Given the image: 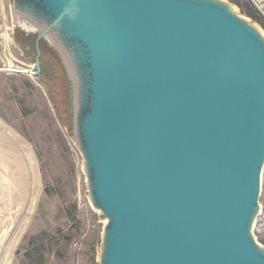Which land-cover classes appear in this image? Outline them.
Listing matches in <instances>:
<instances>
[{"label": "water", "instance_id": "1", "mask_svg": "<svg viewBox=\"0 0 264 264\" xmlns=\"http://www.w3.org/2000/svg\"><path fill=\"white\" fill-rule=\"evenodd\" d=\"M64 66L97 264H264V32L225 0H12ZM22 29V28H21Z\"/></svg>", "mask_w": 264, "mask_h": 264}, {"label": "rangeland", "instance_id": "2", "mask_svg": "<svg viewBox=\"0 0 264 264\" xmlns=\"http://www.w3.org/2000/svg\"><path fill=\"white\" fill-rule=\"evenodd\" d=\"M225 1L264 32L246 0ZM11 3L0 0V264H97L105 223L90 203L67 75L47 41L31 75L38 35L15 24ZM260 205L264 246V171Z\"/></svg>", "mask_w": 264, "mask_h": 264}, {"label": "built area", "instance_id": "3", "mask_svg": "<svg viewBox=\"0 0 264 264\" xmlns=\"http://www.w3.org/2000/svg\"><path fill=\"white\" fill-rule=\"evenodd\" d=\"M246 2L254 8L260 18L264 21V0H246Z\"/></svg>", "mask_w": 264, "mask_h": 264}, {"label": "bare ground", "instance_id": "4", "mask_svg": "<svg viewBox=\"0 0 264 264\" xmlns=\"http://www.w3.org/2000/svg\"><path fill=\"white\" fill-rule=\"evenodd\" d=\"M18 20V21H16ZM15 24L17 26H20L22 29H27L29 32H33L36 33L37 29L35 27H33L30 23L26 22L25 20H19V19H15ZM19 23V24H18ZM7 37V36H6ZM11 39V38H10ZM8 40V39H7ZM6 42V41H5ZM12 71V70H11ZM23 71V70H22ZM21 72V71H20ZM30 73V72H29Z\"/></svg>", "mask_w": 264, "mask_h": 264}, {"label": "trees", "instance_id": "5", "mask_svg": "<svg viewBox=\"0 0 264 264\" xmlns=\"http://www.w3.org/2000/svg\"><path fill=\"white\" fill-rule=\"evenodd\" d=\"M251 8L254 10V8H253V7H251ZM259 17H260V16H259ZM262 21H263V20H262ZM263 22H264V21H263ZM26 40H27V39H26ZM18 43H19V44H21V45L23 44V43H22V41H21V42H20V41H18ZM65 76H66V74H65ZM66 80H67L68 91H69V84H68L69 82H68V79H67V77H66ZM69 98H70V91H69Z\"/></svg>", "mask_w": 264, "mask_h": 264}]
</instances>
